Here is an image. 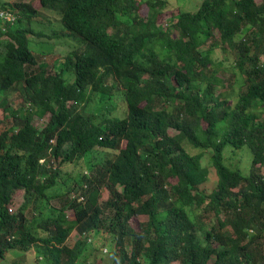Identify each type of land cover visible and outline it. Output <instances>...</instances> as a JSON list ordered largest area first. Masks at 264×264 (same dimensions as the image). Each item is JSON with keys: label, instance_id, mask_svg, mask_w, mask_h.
Wrapping results in <instances>:
<instances>
[{"label": "trees", "instance_id": "trees-1", "mask_svg": "<svg viewBox=\"0 0 264 264\" xmlns=\"http://www.w3.org/2000/svg\"><path fill=\"white\" fill-rule=\"evenodd\" d=\"M39 2L60 31L35 30L22 0L0 4L17 14L0 25V264L32 248L43 264H94V237L111 264H264V0H202L166 25V0H145V16L142 0ZM32 36L56 38L52 51ZM222 69L242 78L232 101ZM243 147L248 173L225 162Z\"/></svg>", "mask_w": 264, "mask_h": 264}, {"label": "rangeland", "instance_id": "rangeland-1", "mask_svg": "<svg viewBox=\"0 0 264 264\" xmlns=\"http://www.w3.org/2000/svg\"><path fill=\"white\" fill-rule=\"evenodd\" d=\"M18 0H0V4L2 2H9V3H14L17 2ZM25 3H28L32 5L33 7L37 8L39 10V16L33 21V28L36 30L38 26H42V28L51 34L50 32L51 29H49V26L54 29V31H60V15L54 11H51L49 9L43 8L40 5L39 0H22ZM138 1V0H137ZM145 0H142L141 8H140V13L142 16H145L147 14V6L144 2ZM167 3L165 4V8L161 11V14L159 15V20L166 25L167 19L178 12V9L182 10H194L198 7V5L201 3L202 0H166ZM49 25V26H48ZM62 39V38H61ZM68 39V37H66ZM48 40L47 37L45 38H36L34 36L31 37V44L33 47L34 52L37 54L41 55L40 51L44 52H51L52 48L48 43H51L56 40V38H52L53 41L49 42H44ZM60 40V39H59ZM44 44V45H43ZM79 43L77 40H73L70 42V49L73 50L75 47H77ZM50 47V49H49ZM226 55L225 57L227 58L228 61L227 65L229 63L233 62V53L231 52H225ZM222 52L219 49H215L214 52L212 53V57L218 58V59H223L222 57ZM47 56L45 57V60L48 61L46 62L47 64L50 63L54 58L50 57V54H46ZM43 57V56H41ZM43 59V58H41ZM226 65V64H225ZM232 68V67H231ZM230 70L233 71V68ZM223 70V69H222ZM235 71V70H234ZM221 75L223 76L224 80V86L218 85L216 90L223 91V93L229 95V101H232L233 98L236 96L237 91L244 90V87L240 85V82L242 81V78L239 73L235 72V74H231L230 71L228 70H223L221 71ZM111 82V81H109ZM231 84V88H229ZM9 100H12L13 103H17L19 99V91L16 90L14 92H11L9 96ZM2 106L0 105V130L3 128L8 127L11 124V118L10 117H5L3 116L2 112ZM117 115L119 116H125L126 115V110L121 107L118 108L117 110ZM48 114L45 115L43 118H37L35 117L33 120V123L37 127H42L44 125V122L47 121ZM169 132L171 134H175L176 131L170 129ZM123 145V143H122ZM192 153L198 152V149H194L192 147H189ZM251 151L243 147L238 150H233L231 148H226L225 150V162L230 165L231 167H238L241 169L244 173H248L250 170V161H251ZM111 156V154H109ZM203 164H206V160L203 161ZM260 173L264 174V167H260ZM171 182H174V180H171ZM216 183V176L214 175L213 171L209 173V179L207 180V186L209 188V191H211ZM75 192L79 191L78 189L74 190ZM104 194L107 195V192L104 190ZM23 191H17L13 197L12 203L10 205L11 210H15L23 201ZM51 203L55 206H58V201L57 200H52ZM67 213L71 217L72 211L67 210ZM28 214V213H27ZM146 216H133L130 219V225L134 229H139L140 223L145 222ZM78 235L73 232L68 238V243L72 245V241L74 238H77ZM94 240V241H93ZM90 241V239H89ZM93 241V242H92ZM102 241V245L98 246V250L93 251V254L89 256V260L93 262L94 264H111V256L109 254L110 247L112 246L108 241L105 243L103 240H100L98 237H94L91 242L93 246L94 244ZM104 242V243H103ZM92 248V247H91ZM90 248V249H91ZM108 249V251H104ZM2 264H43V261L38 258V254L35 252V249H29L27 251H20V250H10L7 252L5 259L2 260ZM172 264H177V263H172Z\"/></svg>", "mask_w": 264, "mask_h": 264}, {"label": "built area", "instance_id": "built-area-1", "mask_svg": "<svg viewBox=\"0 0 264 264\" xmlns=\"http://www.w3.org/2000/svg\"><path fill=\"white\" fill-rule=\"evenodd\" d=\"M15 18H16V15L9 8L0 9L1 25L5 23H12L15 20ZM41 161H43V159H41ZM79 199H83V198L80 196Z\"/></svg>", "mask_w": 264, "mask_h": 264}, {"label": "clouds", "instance_id": "clouds-1", "mask_svg": "<svg viewBox=\"0 0 264 264\" xmlns=\"http://www.w3.org/2000/svg\"><path fill=\"white\" fill-rule=\"evenodd\" d=\"M0 9H3V8H0ZM14 12V11H13ZM14 14L16 15V18H17V14L14 12ZM16 18H15V20H16ZM15 20L12 22V23H14L15 22ZM12 23H10V24H12ZM0 25H1V21H0ZM52 141L54 142V140L52 139ZM41 161V160H40ZM43 161H44V159H43ZM78 196H79V193H71V198H76V199H78ZM80 197V196H79Z\"/></svg>", "mask_w": 264, "mask_h": 264}]
</instances>
